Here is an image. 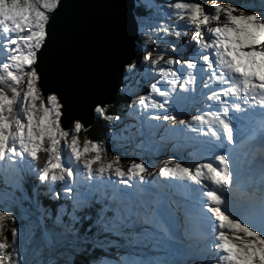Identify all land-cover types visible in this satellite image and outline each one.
I'll list each match as a JSON object with an SVG mask.
<instances>
[{
  "label": "snow or ice",
  "instance_id": "1",
  "mask_svg": "<svg viewBox=\"0 0 264 264\" xmlns=\"http://www.w3.org/2000/svg\"><path fill=\"white\" fill-rule=\"evenodd\" d=\"M165 7L174 24L137 20L155 47L112 52L116 91L137 95L132 77L150 90L111 114L67 0H0V174L31 179L39 213L0 204V264H264V0ZM91 114L106 139L81 141ZM119 125L141 150L126 168L108 157ZM161 152L181 162L150 173L143 156ZM141 237L157 255H106Z\"/></svg>",
  "mask_w": 264,
  "mask_h": 264
},
{
  "label": "water",
  "instance_id": "2",
  "mask_svg": "<svg viewBox=\"0 0 264 264\" xmlns=\"http://www.w3.org/2000/svg\"><path fill=\"white\" fill-rule=\"evenodd\" d=\"M140 0H67L68 11L81 23L88 52L89 70L101 81L97 91L102 94L106 106L115 103L117 89L121 87L115 75V50L120 57L135 55L138 41V25L135 15ZM122 79V78H121ZM80 110V106H77ZM88 129L95 115L85 116Z\"/></svg>",
  "mask_w": 264,
  "mask_h": 264
},
{
  "label": "trees",
  "instance_id": "3",
  "mask_svg": "<svg viewBox=\"0 0 264 264\" xmlns=\"http://www.w3.org/2000/svg\"><path fill=\"white\" fill-rule=\"evenodd\" d=\"M157 1L162 2L163 0H157ZM140 3H142V5L144 4L142 1ZM138 13H139V16L137 15ZM150 13H151L150 11L148 12L147 10H145L144 5L140 8H136V11H135L137 20L139 19V17L146 18V16L149 15ZM155 13H157V12H155ZM162 17L165 18L164 15H162ZM174 19H175V17H174ZM156 20H158V19H156ZM151 39H152L151 34H143V33L140 34L139 39L137 41L136 52H137L138 47L141 45H143L145 47H149V48L155 47L156 45L151 43ZM168 39L169 40H175L176 39L175 34L173 33L172 35H170L168 37ZM159 46L161 48L165 47V45L163 43H160ZM139 55H140V53H139ZM124 101H125V98L122 95L118 94L116 96L115 103L108 107L109 111L112 112L111 114H117L118 113L117 111H120V108H119L120 105ZM110 130H112L111 126H109L106 121L98 120L96 118L94 120L93 124L87 129V133H85L84 131H82L80 133V139L82 141L84 139L85 135H87L91 139L104 140L107 138L106 134ZM114 132H115L116 136L123 135V133L120 131L114 130ZM115 143H116L115 139H113L112 142L109 143V145H108V148H109L108 157L110 158L112 155H118V156H120L121 159L125 158L126 155L124 152H114L113 147L116 146ZM46 159H47V154L41 153L40 154V163L38 166H43V163ZM5 176L7 177V179L9 181L12 182V184L10 185L9 182L5 183L4 180L2 181V179H0V204H8L10 206H13V210L17 212L18 216H19V208H20V206H22L25 210L34 213V215L32 216V219H33V221H35L36 216H38L39 213L36 212L35 208L32 206L30 200L28 199V197H30L32 194L33 181L31 179H28L24 183L23 190H20L16 186L18 181H17V176L14 172H12V171L7 172V173H5ZM40 199H41L43 206L45 208H47L49 206V201L44 197H41ZM8 201H13V202L10 203ZM11 226H12L11 222H7L5 229H4L5 233L9 235V239H10ZM33 230L37 231V235H39V231L37 229L33 228ZM117 242L121 245L124 244V241H122V240H118ZM122 248H127V247H120V248L110 247L108 249V252L106 253V255L108 253L117 254L120 250H122Z\"/></svg>",
  "mask_w": 264,
  "mask_h": 264
},
{
  "label": "rangeland",
  "instance_id": "4",
  "mask_svg": "<svg viewBox=\"0 0 264 264\" xmlns=\"http://www.w3.org/2000/svg\"><path fill=\"white\" fill-rule=\"evenodd\" d=\"M141 1L144 3L143 5H144L145 10H147L148 12L149 11L151 12L149 15H147L148 17L146 16V18L141 21L142 23L150 24V23H159V22H165V21L167 23H169V24H174L175 23L174 16H173L172 20H166V13L169 11L165 7V5L167 3V0H163L162 2H158L157 0H141ZM155 12H157V13H155ZM162 15H164L165 18L162 17ZM156 19H158V20H156ZM143 34H150V33H149V31L147 29H145L143 31ZM142 55H143V53L140 54V56H142ZM131 79H133V77ZM137 79H139V84H137ZM137 86L140 89H142V90L140 91L138 89H135ZM129 88L132 91H136L137 95L130 96L126 101H124L120 105L121 108L125 107L127 103H131V102L135 101L136 99H138L139 95H143L146 90H150V87L144 84L143 77H139V78L138 77H134V79L130 81ZM108 111H109V109H108ZM117 112H119V111H117ZM109 113H112V112L109 111ZM98 120H102V119H98ZM130 122H132V121L130 120ZM122 128H123V125H121V126L119 125L115 129H122ZM124 136L125 135L120 137L119 140L115 139V141H116L115 145L116 146L113 147V148H114V152H124L126 154L125 158L121 159V161H122L121 165H119L120 167L126 168L128 166V163H129L130 160L136 159L137 161H139L141 159V157H139V158L138 157H136V158L129 157L130 156L129 154L131 152L134 153L135 151L140 153L141 150L140 149H138V150L136 149L135 150V148L132 146L133 143H130L128 140H127V142H128L127 144L123 143V140H125V139H123ZM158 155L159 154L152 156V158H150V161H152V159L153 160L159 159L160 157ZM145 156H146V158L148 157L147 155H145ZM146 158L143 156V159L147 163L153 165L152 163H150V161H147ZM8 202L12 203L13 201H8ZM141 241H142V243L140 245H138L137 248H135V249L129 248V247L122 248V250H120L118 253H120V254H125V253L131 254V253H133L135 251L138 255H141L142 258H145V259H147L149 256L157 255V253L155 251H150V247H151L150 238L146 239V237H141ZM144 245H148V246L145 247ZM107 256H108L109 259H116L117 258L116 254L108 253Z\"/></svg>",
  "mask_w": 264,
  "mask_h": 264
},
{
  "label": "bare ground",
  "instance_id": "5",
  "mask_svg": "<svg viewBox=\"0 0 264 264\" xmlns=\"http://www.w3.org/2000/svg\"><path fill=\"white\" fill-rule=\"evenodd\" d=\"M192 114H195L194 113V111L192 112ZM132 146L135 148V145L134 144H132ZM136 149V148H135ZM138 150V149H137ZM160 155H162L163 157H168V156H171V155H175V158L177 157L176 156V154L175 153H171V152H161V153H159ZM168 159H165V158H160V159H158V160H153L152 159V163L154 164V165H156L155 167L153 166V167H150V170H149V172L150 173H158V171H159V168L160 167H163L164 166V164H165V161H167ZM179 160V159H178ZM180 161V160H179ZM181 162V161H180Z\"/></svg>",
  "mask_w": 264,
  "mask_h": 264
}]
</instances>
